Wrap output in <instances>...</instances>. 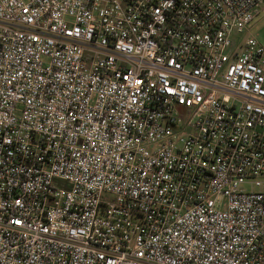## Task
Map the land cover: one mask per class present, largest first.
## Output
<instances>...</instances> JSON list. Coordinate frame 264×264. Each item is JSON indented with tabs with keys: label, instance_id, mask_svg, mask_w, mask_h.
Wrapping results in <instances>:
<instances>
[{
	"label": "built area",
	"instance_id": "built-area-1",
	"mask_svg": "<svg viewBox=\"0 0 264 264\" xmlns=\"http://www.w3.org/2000/svg\"><path fill=\"white\" fill-rule=\"evenodd\" d=\"M264 0H0V264H264Z\"/></svg>",
	"mask_w": 264,
	"mask_h": 264
},
{
	"label": "rangeland",
	"instance_id": "rangeland-1",
	"mask_svg": "<svg viewBox=\"0 0 264 264\" xmlns=\"http://www.w3.org/2000/svg\"><path fill=\"white\" fill-rule=\"evenodd\" d=\"M245 35L257 40L264 48V9L254 18Z\"/></svg>",
	"mask_w": 264,
	"mask_h": 264
},
{
	"label": "crops",
	"instance_id": "crops-1",
	"mask_svg": "<svg viewBox=\"0 0 264 264\" xmlns=\"http://www.w3.org/2000/svg\"><path fill=\"white\" fill-rule=\"evenodd\" d=\"M261 11H262V10H261ZM261 11H260V12H261ZM259 14H260V13H259ZM259 14H258V15H259Z\"/></svg>",
	"mask_w": 264,
	"mask_h": 264
}]
</instances>
